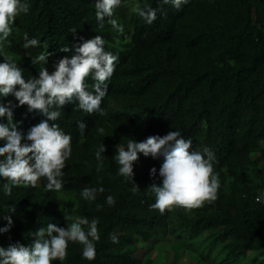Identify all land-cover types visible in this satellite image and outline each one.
Returning a JSON list of instances; mask_svg holds the SVG:
<instances>
[{
  "label": "trees",
  "instance_id": "1",
  "mask_svg": "<svg viewBox=\"0 0 264 264\" xmlns=\"http://www.w3.org/2000/svg\"><path fill=\"white\" fill-rule=\"evenodd\" d=\"M21 2L29 5V11L24 13L28 33L39 41L45 53H50L44 65L49 72L62 58L75 55V47L95 35L105 41L106 52L118 57L101 103L105 115H89L78 108L79 101L74 98L63 106L56 121H48L72 137V153L60 177L61 190H72L78 195L79 217L99 221L95 259L85 260L83 246L69 242L65 264H143L126 246L136 237L157 236L164 222L180 210L175 208L161 215L151 208L155 197L148 188L162 180L159 169L163 157L153 159L139 154L133 164V181L138 189L133 191L135 184L118 174L114 156L116 148H126L129 139L142 142L170 131L190 139L191 151L210 149L214 171L226 166L234 173L235 182L251 176L263 189L260 195H251L238 186L227 192L220 183L217 200L198 208L196 219L184 216L177 234L196 235L204 229L223 226L222 237L234 240L223 259H236L257 247L264 254V0H237L235 9L217 21L220 28H229V32L216 37L207 25L210 14L213 21L214 11L221 8L219 2L188 0L177 10L171 2L146 0L145 6L156 10V19L148 24L133 13L128 48L121 47L126 41H119V28L108 24L107 18L104 27L99 26L96 0ZM220 28L215 32L222 31ZM6 41L18 51L19 44L12 33ZM211 41L217 42L210 49ZM168 43L173 50L153 53L154 48ZM64 47L69 51H62ZM4 59L0 55V63ZM11 60L23 70L26 81L38 78L39 71L29 63ZM88 82V91L92 92L91 77ZM9 102L12 122L25 137L22 143H30L26 139L30 128L47 118L30 112L27 105L18 106L14 95L0 96V104L8 106ZM7 122V117H0V123ZM80 122L86 124L83 135L78 129ZM99 128L104 129L103 135ZM108 132L117 140L116 146L109 145ZM5 143L0 140V147ZM102 144L106 151L102 153L103 167L98 171L95 153ZM255 151L259 152L257 159L252 158ZM153 168L155 175L151 174ZM5 182L0 178L1 190ZM46 184L47 180L41 178L37 185ZM100 187L105 191L97 192L94 201L81 196L84 188ZM36 188L14 187L20 197L13 206L0 207V228L7 226L5 215H11L13 221L8 232L0 233V246L16 242L31 246L39 228L46 229L49 223L62 227V218L53 211L51 200L43 205ZM109 195L114 197V205L107 203ZM257 196H261L259 203ZM13 207L15 211L10 212ZM111 234L118 237V243L111 241Z\"/></svg>",
  "mask_w": 264,
  "mask_h": 264
},
{
  "label": "clouds",
  "instance_id": "2",
  "mask_svg": "<svg viewBox=\"0 0 264 264\" xmlns=\"http://www.w3.org/2000/svg\"><path fill=\"white\" fill-rule=\"evenodd\" d=\"M165 4L171 2L172 6L179 10L188 0H163ZM122 7V0H96L95 16L104 27V21L113 28L117 27V20L113 19L117 8ZM132 12L143 18L148 24L156 19V10L151 7H141L135 4ZM29 11V5L21 0H0V41L7 40L11 35L12 25L22 13ZM123 31L122 28L119 29ZM75 32L76 30H72ZM23 47L37 46L39 41L28 39L24 34ZM105 41L100 35L84 40L75 47L76 54L70 59L62 58L51 73L44 67L50 53H41L32 58L34 65H43L39 69V76L27 81L23 78V70L17 66L10 57H5L0 63V96L14 95L19 102L18 106L27 105L30 112H38L46 117L39 124L30 128L26 139L30 143H22L25 138L17 130L13 121L11 102L8 106L0 104V117H7V123H0V140L6 141L0 147V178L6 182L3 191L6 196H11L14 187H36L41 178L47 180L48 191H60L63 183L60 177L66 161L72 153V137L65 134L58 124L48 121H56L61 116L63 106L77 99L78 108L88 113L105 115L101 103L107 93V81L112 77L118 57L104 50ZM68 52L69 48L61 49ZM89 77L93 83L89 89ZM103 86V87H102ZM18 89V90H17ZM93 92L96 94L94 95ZM86 124L78 123V129L83 135ZM98 131L103 135L104 129ZM192 141L184 139L180 132L170 131L163 137L149 136L142 142L129 139L126 148L117 147L114 156L119 165L118 174L133 181V164L138 161L139 154L145 157L157 159L163 157V163L159 169L162 178L161 184L149 186V191L154 194L155 202L151 208L158 210L161 215L166 211L171 212L175 208L192 211L204 206L205 203H213L218 198L220 187L218 174L214 171V154L205 147L203 152L191 151ZM106 148L102 144L96 151L98 163L97 170L103 167V155ZM156 169H151L155 175ZM138 186L135 184L133 191ZM103 187L84 188L81 196L88 201H94L97 192L103 193ZM109 205H114L115 199L109 195L106 198ZM257 203L261 202V196L256 197ZM99 207V206H98ZM11 208L10 212H14ZM7 226L0 228V233H6L12 226L11 215H5ZM64 219L68 221L67 228L58 227L55 223H49L47 228H39L34 233L31 246H24L16 242L7 247L0 246V264H52L53 261H63L67 256L69 242H76L83 246L82 257L92 261L96 257L95 242L100 240L97 219L89 221L86 217H74L64 213ZM87 226V230L85 227ZM47 237V238H46ZM113 243H118V237L110 235Z\"/></svg>",
  "mask_w": 264,
  "mask_h": 264
},
{
  "label": "rangeland",
  "instance_id": "3",
  "mask_svg": "<svg viewBox=\"0 0 264 264\" xmlns=\"http://www.w3.org/2000/svg\"><path fill=\"white\" fill-rule=\"evenodd\" d=\"M205 1V0H199ZM211 2H219L221 8L214 11L215 19L208 21V28L213 33L214 37L229 32V28H220L217 21L224 19L229 15L231 10L235 9V2L237 0H207ZM135 4H139L142 8L146 5V0H122V7L117 8L114 12L113 19L117 20V27L122 28L123 31L119 30L120 37L119 41L124 43L121 47L128 48L131 28V18L133 13L131 8ZM95 8V5H94ZM209 15V16H210ZM209 18V17H208ZM222 29V31L215 32V29ZM19 44L18 51H15L9 43L4 40L0 45V55L2 57H10L20 59L24 62L29 63L32 67L39 71L43 65L32 63V58L45 53V49L39 47H29L25 49L23 47L24 34H28V39H34L27 31L25 24L24 13L16 18L15 23L12 25L11 32ZM212 39V38H211ZM217 41H211L209 48L211 49L213 44ZM169 50H173L172 44H164L153 49V53L159 54ZM45 67V66H44ZM51 73V72H50ZM108 143L114 146L117 145L115 138L111 136V132H108ZM259 152L255 151L252 153V158L257 159ZM219 177V183L224 187L227 192H230L238 186L240 189L248 191L251 195H260L263 189L260 185L252 179L251 176L241 177L239 181L235 182L234 173L231 172L230 168L223 166L220 170L215 171ZM162 183V180L158 182ZM37 198L46 205L47 199L51 200L53 211L58 213L62 218V228H67L68 221L64 219V213H68L71 216L79 217L78 206L79 198L78 195L72 190H60V191H48L46 187L36 186ZM19 194L16 190H12L11 196H6L4 191L0 189V207L8 208L14 205L15 201L19 198ZM179 212L176 210L172 213L171 217L164 222L163 226L158 229L160 232L157 236H149L148 238L136 237L133 243L126 246V249L130 253L141 260L143 264H264V254L262 249L252 248L249 249L245 255H242L236 259L228 260L223 259L227 256V252L230 246L234 243L233 239H224L221 235L223 226L216 228H207L196 235L182 234L178 235L177 231L179 227V221L187 216L189 218L196 219L198 217V209L192 211H185L179 208ZM174 221V223H173ZM171 222V224H170ZM171 226H178L179 228L172 230ZM262 230L264 231V224H262ZM52 264H65L63 261H53Z\"/></svg>",
  "mask_w": 264,
  "mask_h": 264
}]
</instances>
